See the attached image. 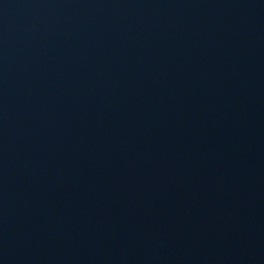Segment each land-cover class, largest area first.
Masks as SVG:
<instances>
[{"label":"water","instance_id":"water-1","mask_svg":"<svg viewBox=\"0 0 264 264\" xmlns=\"http://www.w3.org/2000/svg\"><path fill=\"white\" fill-rule=\"evenodd\" d=\"M0 264H264V0H0Z\"/></svg>","mask_w":264,"mask_h":264}]
</instances>
